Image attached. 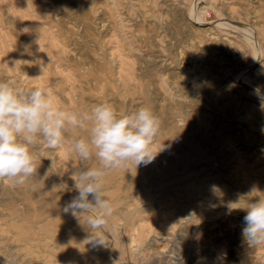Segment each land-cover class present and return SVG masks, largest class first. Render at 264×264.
Instances as JSON below:
<instances>
[{
	"label": "rangeland",
	"instance_id": "374dc122",
	"mask_svg": "<svg viewBox=\"0 0 264 264\" xmlns=\"http://www.w3.org/2000/svg\"><path fill=\"white\" fill-rule=\"evenodd\" d=\"M0 81L65 111L159 121L152 163L106 171L95 234L99 210L63 211L73 173L102 167L72 150L88 126L31 145L37 172L0 178V264H264L241 234L242 209L264 200V0H0Z\"/></svg>",
	"mask_w": 264,
	"mask_h": 264
},
{
	"label": "clouds",
	"instance_id": "9594fccd",
	"mask_svg": "<svg viewBox=\"0 0 264 264\" xmlns=\"http://www.w3.org/2000/svg\"><path fill=\"white\" fill-rule=\"evenodd\" d=\"M253 94L264 111V91L256 86ZM86 125L89 138L71 141L72 150L83 160L94 156L102 167L73 173L72 177L78 176L79 180V183L74 180L78 195L65 205L63 211L78 218L81 213L99 210L100 214L88 220L95 234L112 211L102 190L101 182L106 171L129 162L136 167L152 163L157 154L150 146L159 129L158 119L145 107L122 117H118L108 104H97L82 113L65 111L53 103L45 89L25 92L0 81V178L23 184L26 178L37 172L31 145L43 139L49 148L56 149L63 145L68 126L84 128ZM261 131L264 132V128ZM215 189L216 186L212 185L211 190ZM254 190L255 186L249 194ZM236 203L229 202V211L240 209L233 207ZM242 210L246 212L241 233L243 240L250 246L264 243V200H253ZM91 241L105 244L102 235H95Z\"/></svg>",
	"mask_w": 264,
	"mask_h": 264
},
{
	"label": "bare ground",
	"instance_id": "6f19581e",
	"mask_svg": "<svg viewBox=\"0 0 264 264\" xmlns=\"http://www.w3.org/2000/svg\"><path fill=\"white\" fill-rule=\"evenodd\" d=\"M204 6V5H203Z\"/></svg>",
	"mask_w": 264,
	"mask_h": 264
}]
</instances>
